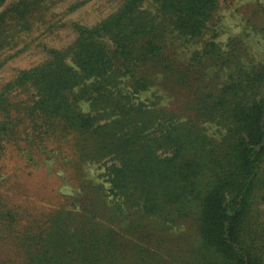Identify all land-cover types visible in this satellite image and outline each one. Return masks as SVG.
Returning a JSON list of instances; mask_svg holds the SVG:
<instances>
[{
    "label": "trees",
    "instance_id": "16d2710c",
    "mask_svg": "<svg viewBox=\"0 0 264 264\" xmlns=\"http://www.w3.org/2000/svg\"><path fill=\"white\" fill-rule=\"evenodd\" d=\"M7 1L0 51L54 3ZM147 1L124 0L94 24L73 21L72 42L42 43L46 57L0 85V161L8 144H53L76 164H104L115 201L97 203L106 194L96 184L92 199L70 196L43 224L9 223L0 264H264V60L228 59L209 39L192 56L201 93L189 114L142 99L153 64L177 39L203 37L220 4L152 0V12ZM170 30L180 37L169 41ZM190 219L196 244L168 246L169 230Z\"/></svg>",
    "mask_w": 264,
    "mask_h": 264
},
{
    "label": "rangeland",
    "instance_id": "374dc122",
    "mask_svg": "<svg viewBox=\"0 0 264 264\" xmlns=\"http://www.w3.org/2000/svg\"><path fill=\"white\" fill-rule=\"evenodd\" d=\"M123 1L54 0L44 14V21L23 33L16 47L0 51V85L9 81L18 69L41 62L47 54L42 43L60 47L72 42L76 37L71 27L73 21L94 24L115 11ZM143 7L157 11L152 0ZM167 35L169 41L180 37L177 30H170ZM209 39L223 42L228 59L245 57V64L263 61L264 0H220L203 37L195 41L177 39L175 44L169 45L164 59L153 64L151 76L155 78V84L141 93V98L157 99L169 109L189 114L194 97L201 93L199 76L193 74L190 66L192 56ZM234 39L241 42L236 44ZM208 73L214 72L210 69ZM212 76L215 81L225 77ZM82 106L89 109L88 102H83ZM215 130L216 126L210 124L209 131ZM42 149L45 150L44 146ZM64 150L66 152V148ZM104 171L105 166L101 163L76 164L70 156H61L53 144L46 147L45 152H36L32 143L25 141L8 144L0 161V258H9V238L12 237L9 236V223L14 222L20 229L43 224L52 210L69 205L70 196H76L77 202L82 198L86 201L92 199L96 184L102 185L106 194L96 202L105 199L115 205ZM2 212L6 215L3 216ZM197 238L194 220L190 219L169 230V241H165L168 246H179L183 252L191 244L195 245Z\"/></svg>",
    "mask_w": 264,
    "mask_h": 264
}]
</instances>
